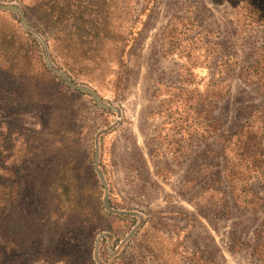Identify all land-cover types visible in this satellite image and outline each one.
Segmentation results:
<instances>
[{
  "label": "rangeland",
  "instance_id": "1",
  "mask_svg": "<svg viewBox=\"0 0 264 264\" xmlns=\"http://www.w3.org/2000/svg\"><path fill=\"white\" fill-rule=\"evenodd\" d=\"M246 1L0 0L41 38L0 9V264H264L219 138L264 132Z\"/></svg>",
  "mask_w": 264,
  "mask_h": 264
},
{
  "label": "trees",
  "instance_id": "2",
  "mask_svg": "<svg viewBox=\"0 0 264 264\" xmlns=\"http://www.w3.org/2000/svg\"><path fill=\"white\" fill-rule=\"evenodd\" d=\"M243 1L247 2L246 0ZM246 4L247 6H245L244 9L251 19L248 26L264 23V6L252 5L249 2ZM0 9L17 14L27 34L37 41H41V38L39 39L37 34L38 32H33L24 22V12L21 8L17 6H0ZM253 57H255V59L252 61L249 68L239 70L235 72L234 75L239 81L246 84H253L256 81L264 83V45L261 47L259 54L257 53V56L255 55ZM220 75L221 81L226 80L227 73L221 71ZM68 84L71 89L78 90L75 85ZM228 91V87H226L223 82L219 90H217L215 98L217 100H223L228 94ZM209 95L210 93L206 94V97ZM219 138L222 150L225 151V153H233L232 158L227 156V153L225 155L227 160L223 168V177L228 186L232 189L234 200L238 201L237 199L240 196L236 198V195L241 186H247L255 179L264 183V132L260 131L259 128L254 130L250 125L245 123V125L241 126L235 133L229 136L221 134ZM254 198H252V200L257 201L256 198ZM239 201H241V203L244 202V198H240ZM255 205L257 204L255 203Z\"/></svg>",
  "mask_w": 264,
  "mask_h": 264
}]
</instances>
